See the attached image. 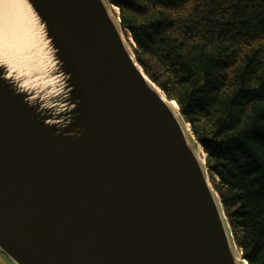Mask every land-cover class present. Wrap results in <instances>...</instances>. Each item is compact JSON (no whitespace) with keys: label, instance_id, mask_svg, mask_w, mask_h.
<instances>
[{"label":"water","instance_id":"95a60500","mask_svg":"<svg viewBox=\"0 0 264 264\" xmlns=\"http://www.w3.org/2000/svg\"><path fill=\"white\" fill-rule=\"evenodd\" d=\"M2 5L0 252L13 264H247L189 126L108 0Z\"/></svg>","mask_w":264,"mask_h":264},{"label":"trees","instance_id":"16d2710c","mask_svg":"<svg viewBox=\"0 0 264 264\" xmlns=\"http://www.w3.org/2000/svg\"><path fill=\"white\" fill-rule=\"evenodd\" d=\"M205 155L234 243L264 264V0H108Z\"/></svg>","mask_w":264,"mask_h":264},{"label":"flooded vegetation","instance_id":"af4514ba","mask_svg":"<svg viewBox=\"0 0 264 264\" xmlns=\"http://www.w3.org/2000/svg\"><path fill=\"white\" fill-rule=\"evenodd\" d=\"M0 264H13L8 257L0 252Z\"/></svg>","mask_w":264,"mask_h":264},{"label":"bare ground","instance_id":"6f19581e","mask_svg":"<svg viewBox=\"0 0 264 264\" xmlns=\"http://www.w3.org/2000/svg\"><path fill=\"white\" fill-rule=\"evenodd\" d=\"M10 1L9 0H0V3H3L2 6L7 8L10 6ZM14 3L17 5V3L15 1H14ZM171 106L176 110V105L174 103H171Z\"/></svg>","mask_w":264,"mask_h":264},{"label":"rangeland","instance_id":"374dc122","mask_svg":"<svg viewBox=\"0 0 264 264\" xmlns=\"http://www.w3.org/2000/svg\"><path fill=\"white\" fill-rule=\"evenodd\" d=\"M199 154L201 156V158L205 157V155H203L202 149L199 147Z\"/></svg>","mask_w":264,"mask_h":264}]
</instances>
